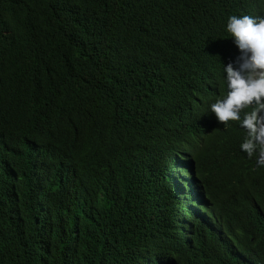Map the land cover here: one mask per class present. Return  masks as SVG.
Listing matches in <instances>:
<instances>
[{
    "label": "trees",
    "instance_id": "obj_1",
    "mask_svg": "<svg viewBox=\"0 0 264 264\" xmlns=\"http://www.w3.org/2000/svg\"><path fill=\"white\" fill-rule=\"evenodd\" d=\"M263 8L0 0V264H264V167L211 112Z\"/></svg>",
    "mask_w": 264,
    "mask_h": 264
},
{
    "label": "clouds",
    "instance_id": "obj_2",
    "mask_svg": "<svg viewBox=\"0 0 264 264\" xmlns=\"http://www.w3.org/2000/svg\"><path fill=\"white\" fill-rule=\"evenodd\" d=\"M227 31L235 52L224 67L228 91L211 105V112L220 124L233 121L247 131L241 149L264 167V8L259 17H229Z\"/></svg>",
    "mask_w": 264,
    "mask_h": 264
}]
</instances>
